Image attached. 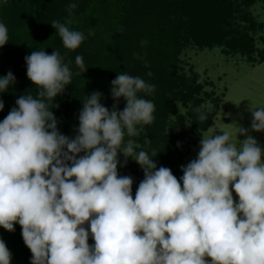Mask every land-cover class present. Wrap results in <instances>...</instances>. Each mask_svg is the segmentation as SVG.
<instances>
[{
	"label": "clouds",
	"instance_id": "clouds-1",
	"mask_svg": "<svg viewBox=\"0 0 264 264\" xmlns=\"http://www.w3.org/2000/svg\"><path fill=\"white\" fill-rule=\"evenodd\" d=\"M76 7L68 5L69 15ZM71 23L50 24L75 51L87 37ZM8 42L0 22V48ZM24 59L37 91L19 96L0 121V227L14 232L20 225L30 264H264V147L249 134L264 132V106L250 107V129L237 127L235 138L228 130L200 133L199 151L178 179L157 166L155 150L137 152L131 139L155 119L154 102L139 95L153 84L118 73L112 108L100 91L86 95L69 137L52 109L72 83L71 62L58 50H33ZM75 65L76 75L87 70L81 55ZM15 82L11 71L0 76V93ZM194 111L200 122L208 119L202 106ZM121 154L144 173L134 197L133 178L118 172ZM0 264H12L2 238Z\"/></svg>",
	"mask_w": 264,
	"mask_h": 264
},
{
	"label": "trees",
	"instance_id": "trees-1",
	"mask_svg": "<svg viewBox=\"0 0 264 264\" xmlns=\"http://www.w3.org/2000/svg\"><path fill=\"white\" fill-rule=\"evenodd\" d=\"M253 0H242L247 4ZM238 0H0V22L9 30V42L0 48V76L9 71L16 78L9 90L0 93L4 109L0 111L2 121L15 107V100L21 95L35 96L36 87L27 78L25 56L33 50H45L51 54L58 50L70 63L73 71L71 85L58 96L54 103L58 108L52 111L58 120V130L69 137L75 135L79 125V112L82 100L93 91H100L101 103L109 107L114 102L111 96V81L121 72L139 76L153 84L151 93H140L155 104V119L148 128L145 144L141 150L158 155L154 158L157 166L169 167L179 179L183 173L179 168L182 159L181 139L184 133L183 116L166 123L168 113L174 112L170 100L178 96L183 100L191 98L189 91L194 78L178 74L180 53L187 46L200 49L223 46L230 51L246 52L249 56L256 51L254 38L240 29L235 22ZM77 7L69 15L68 5ZM70 27L83 32L87 39L75 51L66 50L56 30L51 26L53 20L66 22ZM253 25L255 23L251 19ZM249 28H252L251 25ZM94 35H88L89 30ZM81 55L87 70L80 73L75 65V56ZM152 75L149 76L148 73ZM199 85L197 86V90ZM193 92V90H191ZM196 100V98H194ZM197 101V100H196ZM119 104L126 101L120 98ZM190 115L197 127L206 129L208 119L200 122L195 108ZM180 124V125H179ZM168 128V135L165 129ZM194 139L200 133H194ZM140 149V148H139ZM2 238L12 253V264H30L31 252L25 246L21 227L15 225L14 232L0 227ZM89 244L94 243L90 238Z\"/></svg>",
	"mask_w": 264,
	"mask_h": 264
},
{
	"label": "rangeland",
	"instance_id": "rangeland-1",
	"mask_svg": "<svg viewBox=\"0 0 264 264\" xmlns=\"http://www.w3.org/2000/svg\"><path fill=\"white\" fill-rule=\"evenodd\" d=\"M241 2L242 0L237 2L239 12L236 13L235 22L241 30L249 32L254 38L256 51L251 56L240 50H231L227 53L223 46L218 45L200 49L188 44L180 53L177 73L194 78L191 82L193 92L185 91L191 94V98L186 101L178 96L170 100L174 112L168 113L165 119L168 124L174 121L178 123L177 116L179 114L183 116V125L179 124L184 127L180 169L182 165L194 159L199 151L201 136L195 140L194 133L211 134L217 131V134H220V130H228L235 138L237 127L250 129L252 118L250 107L264 106V0H253L247 4H241ZM250 25L252 28H249ZM196 102L209 115V121L204 130L193 123L196 121L189 114ZM114 103L111 102L108 108L111 109ZM124 106L118 103L120 110H123ZM151 125L153 122L138 126L142 129L140 135L131 137L138 145L137 152L144 146L141 141L142 138L146 139V133ZM249 134L264 147V132L250 131ZM237 138L243 140L246 137L238 135ZM119 158L121 166L118 172L120 175H129L133 178L134 197L139 183L144 178L143 170L133 159L128 158L125 164L122 154ZM233 196L234 199H238L234 192Z\"/></svg>",
	"mask_w": 264,
	"mask_h": 264
}]
</instances>
